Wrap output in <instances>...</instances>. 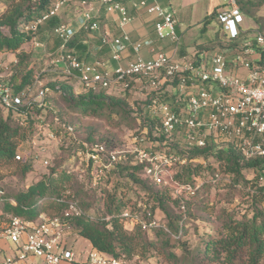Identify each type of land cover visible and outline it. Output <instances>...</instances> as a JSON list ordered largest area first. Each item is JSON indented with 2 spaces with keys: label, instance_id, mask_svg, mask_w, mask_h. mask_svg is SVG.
Segmentation results:
<instances>
[{
  "label": "trees",
  "instance_id": "16d2710c",
  "mask_svg": "<svg viewBox=\"0 0 264 264\" xmlns=\"http://www.w3.org/2000/svg\"><path fill=\"white\" fill-rule=\"evenodd\" d=\"M51 1L19 0L10 4L0 15V53H16V71L23 66L25 69L29 60L28 54L17 51L35 35L24 31L21 26L47 13ZM82 1L92 3L99 0H66L67 3H76L79 6ZM237 3L241 11L249 12L259 10L264 0H245ZM217 13L218 6L198 23L203 25V30L213 22L217 23ZM47 22L53 27L57 25L56 17ZM86 48L85 42L77 36L66 44V49L78 59H83L84 56L86 58ZM193 64L197 65V62ZM16 71L4 82L15 95L30 87L36 78L33 69L29 68L24 70L17 80L19 73ZM60 76L65 79L72 78ZM0 82L2 83L1 80ZM177 82V78L172 80L174 89ZM56 91L63 95L70 110L80 116L141 122L144 132L136 134L135 145L150 156L161 155L184 160V163H173L166 169L172 172L173 180L178 184L198 187L195 194L189 196L192 200L196 199L200 190H205L209 185L216 186L222 179H227L231 188L240 187L247 190L243 192L242 203L246 208L239 218L222 210L211 220L214 209L205 205L202 200L187 203L186 199L176 196L169 198L170 186H159L162 187L161 190H154L158 185L145 174L146 163H140L136 159V153H127L124 160L113 163L106 156H102L104 166L109 165L106 168L95 165L93 168L91 161L87 163L86 188L92 193L87 198L82 196L84 192L73 189L76 184L72 175L59 168H52L46 178L14 193L6 194L0 189V213L8 219L7 225L13 218L36 222L41 216L62 217L68 210L69 203L73 202L81 210V215L65 220L71 232L86 240L92 250L108 257L131 261L135 256L146 259L154 255L164 264H264V158L246 160L231 146L224 147L222 144L211 142H207L204 147H198L181 142V135L177 133L166 137L161 128V116L151 109L150 104L153 99H157L161 104L170 106L173 112H178L184 106L185 95L175 90L171 94L164 89L152 94L137 112H132L125 98L107 96L105 89L89 90L75 95L68 86L62 84ZM32 111L39 110L20 108L21 113L16 114L0 109V162L15 161L18 147L27 137L25 126L12 123L13 116L27 120L32 118ZM37 132L39 127L35 128V133ZM83 143H97L105 148L106 154L116 152L119 148L109 140H98L90 136L85 142H81V151H84ZM181 145L184 147L181 148ZM209 158L217 163L218 170L213 171L215 168H210L209 165L203 167L199 162H206ZM158 164L161 165L159 162ZM28 165L24 166L25 170ZM172 166L174 168L171 170ZM163 167L161 165V168ZM206 168L211 174L202 171ZM93 169L96 170L95 175L91 173ZM244 171L250 172L253 177L246 178ZM220 173L225 178L219 180ZM95 176L98 179L94 181ZM112 176L117 180V185L120 181H126L132 185L134 191L141 190L153 200V204L156 203V207L165 214L166 223L157 221L158 227L155 229L143 230L140 224L131 218H122L123 211L129 210L140 219L149 211L156 219L153 210L155 205L138 203L128 208L126 201L117 199L116 190L110 192L106 189ZM170 199L172 205L180 210L179 214L168 212L165 202ZM197 223L204 225L199 226Z\"/></svg>",
  "mask_w": 264,
  "mask_h": 264
},
{
  "label": "built area",
  "instance_id": "2783aa9c",
  "mask_svg": "<svg viewBox=\"0 0 264 264\" xmlns=\"http://www.w3.org/2000/svg\"><path fill=\"white\" fill-rule=\"evenodd\" d=\"M66 3V0H52L47 13L34 21L23 23L21 28L36 34L39 26L56 17ZM98 3L107 13L115 15L120 28L129 22L128 10L120 2L99 0ZM80 6L83 13L75 24H57L52 28L53 35L61 42L59 52L49 60L53 72L75 77L86 92L108 89L114 84H120L126 89L130 80L155 83L161 77L169 81L177 78L174 90L185 95L181 110L173 112L170 106L161 104L157 99H153L150 104L151 109L161 116V128L166 137L177 133L183 142L198 147L211 142L224 147L231 146L246 160L264 158V34L253 31L248 37L244 36L245 32L241 28L242 11L235 1L230 0L226 7L218 10L216 16L224 34L223 48L207 57L198 54L199 58L190 62L175 61L163 53L145 60L139 55L140 44L132 43L127 34L121 33L112 39L101 36L96 52L107 46L111 59L117 62L128 46L132 47L135 54L134 60L125 67L118 66L113 70L106 68L100 61L89 64L80 61L66 49L67 42L75 36L77 30H99L92 4L82 1ZM135 6L145 8L148 14L159 19L154 26L159 40L168 39L175 44L179 43L173 15L165 12L156 0H138ZM5 9L0 0V15ZM1 56L0 53V67ZM193 62H197V65ZM39 78L40 75H37L30 87L16 95L9 86L0 82V109L16 114L21 113L20 108L42 110L48 90L41 85ZM66 129L70 133L73 130L71 127ZM49 138L54 137L49 134ZM82 146L86 161H91L93 166H104L102 156L113 163L124 160L127 153H136V159L146 163L144 172L151 181L158 186L172 187L173 194L178 198L193 196L198 189L197 186L178 184L166 169L173 163H184V160L161 155L150 156L138 148L122 154H106L105 148L97 143H83ZM16 160H20L19 155ZM158 162L164 167L161 168ZM80 215L79 207L70 202L62 217L41 216L36 222L13 218L0 232V240L15 244L17 255L0 261V264H80L75 261V253L67 244L66 235L71 229L65 222L72 216ZM121 217L131 218L143 230L158 227L157 220L149 211L145 212L143 219L131 214L129 210L123 211ZM85 264H130V261L108 257L90 249Z\"/></svg>",
  "mask_w": 264,
  "mask_h": 264
},
{
  "label": "rangeland",
  "instance_id": "374dc122",
  "mask_svg": "<svg viewBox=\"0 0 264 264\" xmlns=\"http://www.w3.org/2000/svg\"><path fill=\"white\" fill-rule=\"evenodd\" d=\"M3 4L7 8L10 4L17 3L19 0H2ZM238 5V1L245 0H233ZM224 3V5H223ZM228 2H221L218 6V10L227 6ZM94 7V15L97 18V14L100 15L102 11V6L96 2L91 3ZM247 9H251L247 7ZM6 10V9H5ZM83 8L76 3H66L64 8L60 11L59 18L61 20L57 24H75L77 19L82 15ZM242 27L247 28L250 33L252 31H257L264 34V4L259 10H247L242 11ZM97 20V19H96ZM52 29V28H51ZM7 33L6 31H4ZM94 31L88 30H77L75 36L80 38L82 41H86L88 48L91 50L90 55L98 57L101 50L96 52L95 48V38L90 36ZM40 33H36L33 38L21 46L18 52H23L29 55V60L25 65V69L22 67L19 71L15 70V64L17 59L15 58L16 53L7 52L2 54L0 67V80L2 83L7 81L9 77L16 72L17 80L20 75L24 73V70L29 68L33 69L34 76L40 75L39 82L42 86L47 88V97L45 100V107L40 111H32V118L24 120L18 119L17 116H13V124H21L25 126L27 137L24 139L17 150V155L20 156V160H15L11 162H0V189H2L6 194L14 193L17 190L25 189L30 184L37 182L42 178H46L50 174L52 168H59L61 170L68 171L74 178L75 187L74 190L78 189L82 193L84 198L91 196L92 193L86 188L87 182L85 179L87 161L84 151H81V142H85L88 137H93L98 140L112 142L111 144L119 147L116 152L119 154L126 153L127 151L134 150L137 146L134 143L136 134L144 132L143 124L141 122L132 121H121V120H107L105 117H92V116H80L79 114L73 113L70 108L65 104L63 95L60 94L56 89L60 86H68L72 92L77 94L86 93L83 90L81 84L77 79H65L62 76L52 71V67L49 66V60L54 57L59 51L58 42L52 34V31L48 29L44 32V37L42 40L39 37ZM203 43L200 45H195V51L203 56L211 55L214 51L223 48L224 34L222 33L219 25L213 22L207 26L202 32ZM42 43V46H36L35 43ZM59 43H61L59 41ZM93 48V49H92ZM92 52V54H91ZM82 59V57L80 58ZM100 60L99 58H97ZM195 59L192 57V61ZM167 90L169 94L173 93L174 88L172 86V81L166 80L161 77L155 83L153 81H139L135 82L130 80V85L128 88L120 84H114L108 89H105V94L107 96H115L125 98L132 112H137L141 109L145 102L149 100L152 94L159 92L161 90ZM35 92L32 93V98H34ZM38 112V113H37ZM39 127V132L35 133V128ZM68 127H71L72 132L66 131ZM49 134H52L54 138H49ZM183 142V140L181 141ZM34 143V144H33ZM183 148L184 146H180ZM44 161L48 163L45 164ZM203 167L215 168L213 171L218 170L217 163L212 158H209L206 162L199 161ZM27 169H24V166ZM100 166V164H95ZM94 168V166H93ZM174 166L171 167V170ZM206 174H211L210 170L207 168L202 170ZM212 171V172H213ZM170 174L171 171H168ZM91 173L95 175L96 170H92ZM221 178H225L221 175ZM243 174L246 178H252L253 175L244 171ZM95 176V180H97ZM209 179V178H205ZM227 179H222L216 186H210L200 190L198 196L194 200H202L205 205L211 206L214 210L211 220H214L220 211L224 210L227 213L235 214L239 218L243 210H245V205L243 203V192L246 189H235L231 188L227 183ZM132 185L126 181H120L117 185V180L114 176L111 177L110 183L106 186V189L110 192L116 190L117 199H122L127 202L128 208H131L133 204L145 203L154 206V216L159 223L165 224L167 218L165 214L156 207V203L153 204V200H150L144 193L139 191H134ZM116 188V189H115ZM162 187L156 186L154 190H161ZM171 192L173 193V189ZM168 194L169 198H174V194ZM79 194V193H78ZM84 194V195H83ZM202 198V199H200ZM172 199L165 202V206L170 214H179L180 210L172 205ZM187 203L192 202L190 197H184ZM128 200V201H127ZM195 210V208H194ZM0 232L7 226V218L0 213ZM39 221V219L37 220ZM188 223V222H187ZM199 226L204 225L197 223ZM189 232L190 223L188 224ZM67 244L69 247L74 249L78 253V263L85 264V260L88 252L90 251L89 245L83 241L81 238L77 237L74 232H68L66 235ZM5 240L1 239V242ZM5 250L0 253V261L5 260L12 251H16L15 244L10 241H5ZM130 264H164L161 259L152 255L146 259L135 256Z\"/></svg>",
  "mask_w": 264,
  "mask_h": 264
},
{
  "label": "crops",
  "instance_id": "0c3cea01",
  "mask_svg": "<svg viewBox=\"0 0 264 264\" xmlns=\"http://www.w3.org/2000/svg\"><path fill=\"white\" fill-rule=\"evenodd\" d=\"M118 1L127 8L130 18L129 22L123 28H120L117 24L115 15L107 13L105 8L102 7V12L99 13L100 15L97 14V18H95V21L99 25V30L90 34V36H94L95 38V46H93V48L100 46L101 36H106L108 39H112L121 33H125L130 37L132 43L140 44L139 55L143 59H152L156 54L163 53L173 60L180 62H190L192 61V57L195 59L199 58L198 53L195 51V45H199L204 42L202 39V32L204 30L202 29L203 25L198 23L201 22L206 16L211 14L213 9L216 6H219L221 2H230V0H156L165 12L171 13L173 15L175 29L180 38L179 43L175 44L168 39L159 40L156 37L154 26L155 23L159 21V19L154 15L148 14L145 8L136 7L135 5L138 0ZM60 11L56 16L57 22L61 20V17L59 18ZM94 17L96 16L94 15ZM51 28H53V26H50L48 22H45L39 26L36 33L39 31V37L42 40V38L45 36L44 32L48 29L52 31ZM241 28L245 32V37H248V35L251 34L247 28ZM54 37L58 44H60L58 38L56 36ZM37 44L39 43L36 42L35 45L38 46ZM40 45L43 44L40 43ZM86 45V58L84 56L83 59L79 60L88 64L94 61H100L103 62L105 67L110 70H113L118 66L125 67L135 58V54L133 53L131 46L127 47V49L121 54L120 60L117 62L111 59L109 48L107 46L101 47V53L98 55V57H96L89 54L91 50L89 49L90 47L88 48V44ZM74 79L76 78L74 77ZM83 241H85L91 248L90 244L86 240ZM5 250H7L5 248V241H2L0 243V253L4 252ZM72 250L74 251V249ZM74 253L75 261L78 262V253L75 251ZM16 255L17 250L15 252L12 251L7 258H12Z\"/></svg>",
  "mask_w": 264,
  "mask_h": 264
}]
</instances>
